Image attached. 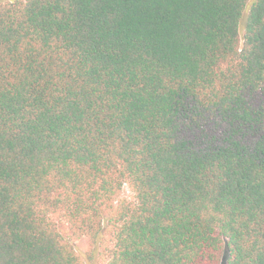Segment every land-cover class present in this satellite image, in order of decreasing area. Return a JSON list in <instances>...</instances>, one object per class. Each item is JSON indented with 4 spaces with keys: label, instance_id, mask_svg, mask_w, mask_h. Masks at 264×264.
<instances>
[{
    "label": "trees",
    "instance_id": "obj_1",
    "mask_svg": "<svg viewBox=\"0 0 264 264\" xmlns=\"http://www.w3.org/2000/svg\"><path fill=\"white\" fill-rule=\"evenodd\" d=\"M248 3L0 5V264H85L81 240L104 264H264Z\"/></svg>",
    "mask_w": 264,
    "mask_h": 264
},
{
    "label": "rangeland",
    "instance_id": "obj_2",
    "mask_svg": "<svg viewBox=\"0 0 264 264\" xmlns=\"http://www.w3.org/2000/svg\"><path fill=\"white\" fill-rule=\"evenodd\" d=\"M16 1L20 0H0V5H4L7 3H14ZM255 0H249L248 6L253 3ZM247 11V10H246ZM243 24V22H242ZM242 28H241V35H242ZM123 197H129L130 193L126 188L123 189L122 193ZM74 248L78 255L83 259L85 264H104L102 263L100 257H99V249L96 247V249L92 252V257H90V245L89 242L86 240H81L77 243H74ZM227 260V253H224L221 264H226Z\"/></svg>",
    "mask_w": 264,
    "mask_h": 264
}]
</instances>
